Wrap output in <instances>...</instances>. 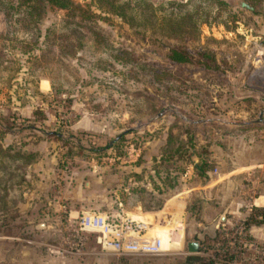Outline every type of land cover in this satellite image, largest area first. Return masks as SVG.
<instances>
[{
  "label": "rangeland",
  "instance_id": "1",
  "mask_svg": "<svg viewBox=\"0 0 264 264\" xmlns=\"http://www.w3.org/2000/svg\"><path fill=\"white\" fill-rule=\"evenodd\" d=\"M75 1L92 25L0 9V264H264V3L175 0L172 37ZM174 143L165 180L153 165ZM116 209L149 223L159 252L114 254L78 229Z\"/></svg>",
  "mask_w": 264,
  "mask_h": 264
},
{
  "label": "trees",
  "instance_id": "2",
  "mask_svg": "<svg viewBox=\"0 0 264 264\" xmlns=\"http://www.w3.org/2000/svg\"><path fill=\"white\" fill-rule=\"evenodd\" d=\"M96 3L97 8L116 15L127 22L139 20L137 24L147 26V24L155 20L160 29L165 30L172 37H176L180 34L182 23L174 7L185 5L186 1L184 3L175 0L167 2L172 8V11H170L168 15H163L161 13L157 14L161 3L152 4L149 0H96ZM263 3L264 0H240L238 8L253 15L261 9ZM0 9H3L6 15L22 13L23 16L32 19L34 22L42 19L49 10H60L62 11L61 20L65 23H71L76 29H84L85 27L83 25L87 23L92 25V23H94L93 17L95 18L88 3H80L75 0H0ZM188 27H193V23L190 22ZM86 29L94 33L96 32L95 29L91 27H87ZM167 57L176 65L188 63L190 61L189 53L185 49L178 47H170ZM122 136V134L118 135L117 140L112 142V145H114V143L116 145L117 143V146H120L121 143L119 142H121ZM106 146L108 147L109 145H105V147ZM181 148V144L177 147V144L174 143L172 152L161 150V160L153 165L154 173L159 174V172L162 171L165 180L171 178L170 170L173 164L174 169L176 168L175 163L178 161V158H181L179 157ZM92 150L96 151L95 148ZM193 169L197 173L203 174L202 161L194 162ZM126 186L123 185L122 190L129 194V187L126 189ZM155 189L158 191L156 186ZM257 211H259L258 215L260 214L264 220V205Z\"/></svg>",
  "mask_w": 264,
  "mask_h": 264
},
{
  "label": "built area",
  "instance_id": "3",
  "mask_svg": "<svg viewBox=\"0 0 264 264\" xmlns=\"http://www.w3.org/2000/svg\"><path fill=\"white\" fill-rule=\"evenodd\" d=\"M150 226L149 223L129 218L122 209H116L112 216L98 212L78 216L79 230L96 233L100 247L118 255L159 252L158 238L148 234ZM50 251L56 253L54 250ZM76 251L80 253L79 249Z\"/></svg>",
  "mask_w": 264,
  "mask_h": 264
},
{
  "label": "water",
  "instance_id": "4",
  "mask_svg": "<svg viewBox=\"0 0 264 264\" xmlns=\"http://www.w3.org/2000/svg\"><path fill=\"white\" fill-rule=\"evenodd\" d=\"M262 91L264 92V87L262 88ZM40 226H42V225H39L38 227H40ZM187 250L190 253H196L198 251L197 243L196 242H188Z\"/></svg>",
  "mask_w": 264,
  "mask_h": 264
},
{
  "label": "flooded vegetation",
  "instance_id": "5",
  "mask_svg": "<svg viewBox=\"0 0 264 264\" xmlns=\"http://www.w3.org/2000/svg\"><path fill=\"white\" fill-rule=\"evenodd\" d=\"M197 243V242H196ZM197 248H198V243H197Z\"/></svg>",
  "mask_w": 264,
  "mask_h": 264
},
{
  "label": "crops",
  "instance_id": "6",
  "mask_svg": "<svg viewBox=\"0 0 264 264\" xmlns=\"http://www.w3.org/2000/svg\"><path fill=\"white\" fill-rule=\"evenodd\" d=\"M89 211H91V210H89ZM56 259V258H55Z\"/></svg>",
  "mask_w": 264,
  "mask_h": 264
}]
</instances>
